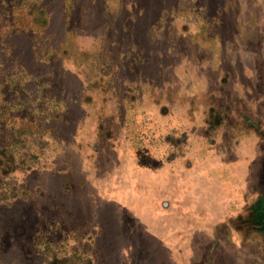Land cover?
I'll list each match as a JSON object with an SVG mask.
<instances>
[{
  "label": "rangeland",
  "instance_id": "rangeland-1",
  "mask_svg": "<svg viewBox=\"0 0 264 264\" xmlns=\"http://www.w3.org/2000/svg\"><path fill=\"white\" fill-rule=\"evenodd\" d=\"M173 1L176 12L164 17L173 27L151 40L145 33L124 37L120 25L131 22L119 13L120 0H110L107 10L101 0L81 2L82 35L70 48L72 58L87 57L71 63L69 81L77 84L80 75L94 101L107 96L100 88L110 79L106 88L121 87L115 109L118 98L132 90L120 68L124 52L134 48L147 58L153 46V63L143 70L163 77L164 85L153 86L143 105L163 119L156 129L162 135L144 149L125 145L121 133L105 148L99 141L85 143L86 149L64 147L68 161L77 160L81 168L21 175L23 182L43 187V196L37 209L22 201L10 217L0 210V264H47L55 253L73 255L71 264H264L260 236L241 231L239 237L236 229L237 218L264 194V0ZM55 2L49 44L59 43L66 26L61 1ZM150 2L155 1L149 0L148 10L162 11ZM126 3L124 11L138 14ZM224 3L234 18L229 27L214 30L209 17ZM105 21L112 29L102 37ZM222 34L233 36L223 43ZM14 43L27 44L24 36ZM23 52L30 70L48 68L32 61L28 48ZM99 57L111 60L103 75L97 73ZM77 109L82 115L83 108ZM98 116L75 124L88 141ZM115 138L118 158L110 149ZM88 149L91 159L81 162L80 151ZM111 154L115 160L109 161ZM45 237L49 251L36 246Z\"/></svg>",
  "mask_w": 264,
  "mask_h": 264
},
{
  "label": "trees",
  "instance_id": "trees-1",
  "mask_svg": "<svg viewBox=\"0 0 264 264\" xmlns=\"http://www.w3.org/2000/svg\"><path fill=\"white\" fill-rule=\"evenodd\" d=\"M60 1V6L66 15V26L59 43L49 44L52 38L48 36L46 29L52 23L54 13L51 8L57 6L55 0H0V210L7 211L9 217L14 214V208L18 202L25 201L37 209L43 196V187L32 186L26 179L23 182L21 175L42 174L49 169H53L54 172H63L66 171V167L73 171L78 166L81 168L82 163H78L77 160L68 161L69 156L64 147L75 148L84 144L86 149L85 143L99 141L97 145L105 148L114 135L121 133L125 145L129 143L130 148L136 146L137 149L141 147L144 149L151 148L152 142L162 135L160 132L156 134L158 133L156 129L163 119L157 117L155 110L147 109L148 106L143 105L144 96L152 91L153 86L163 88L164 85L163 77L157 80L155 76H150L143 70L144 66L147 67L153 63L150 61L153 55L151 53L155 54L154 47L149 46L148 55L151 57L147 58L142 56L141 50L137 51L134 48H128L130 50L124 52L126 58L124 63L120 64V68H123L122 74L128 83H131L132 90L131 94H124L122 98H118L115 109L113 99L118 97L117 93L121 87L106 88L107 84H111L110 79L100 88V92L107 93V96L94 101L89 100L92 87L87 85L80 75L76 77L79 76L77 84H72L68 79L71 63L76 66L79 60L83 63L87 57L84 55V59L72 58L71 55L75 53L72 54V48H70L75 37L82 35V27L78 26L77 21L83 13L81 9L83 0ZM94 1L89 0V5ZM101 1L104 4V10L109 9L110 0ZM120 1L119 13L125 12L123 16L129 18L131 23L130 27L129 24L120 25L119 30H125L124 37L128 39L140 37L141 33H145V39L151 40L164 27H173L164 19L166 14L176 12L178 4L173 0L161 3L158 2L159 0L150 2L160 5L161 12L148 10L149 0ZM125 2H129L132 8L137 7L138 14H130L127 8L124 11L122 6H125ZM178 2L185 3L184 0H178ZM16 9L20 10V13L16 14ZM211 16L210 24L213 23L217 27L214 30L222 26L229 27L231 18H234L233 13L230 12V6L226 3L216 9ZM105 22L107 23L103 28L102 37L112 29V27L108 29L110 23ZM137 23L140 24L139 28ZM233 28H236V24ZM23 36L27 42L25 47L24 44L14 43L15 38ZM232 36L233 34H222L221 40L224 43L226 40H231ZM145 39L140 38L138 41H145ZM27 48L32 61L35 60L39 65L46 63L48 68L41 72L30 70L21 56ZM95 63L99 67L97 73L103 75L104 69L110 66L111 60L99 57ZM142 71L145 73L143 78ZM138 82L144 85L138 86ZM77 108H83L82 115L78 114ZM97 108L101 110L100 114L97 113ZM88 115L90 117L99 115L97 119L93 117L94 126L89 141L87 139L90 137L87 136V138L83 131L75 128L80 118ZM72 127L73 133L67 134L66 130ZM122 128L125 129V133L120 131ZM117 143L118 138H115L114 145L110 146L115 157ZM91 152L92 150L90 152L81 150L78 159L81 162L91 159ZM112 154L108 158L109 161L115 160ZM66 178L67 183L71 184L72 174L69 173ZM246 212L244 216L241 215L236 220L238 236L241 237V231L257 234L264 248V194L254 200ZM41 218L46 216L42 214ZM40 230L45 233L44 229ZM37 239L36 246L40 250L44 248L49 251L47 244L50 243V238L45 237L42 242ZM44 243L47 246H44ZM52 256L53 259L48 260L49 264H71L73 258V255L59 258L56 253Z\"/></svg>",
  "mask_w": 264,
  "mask_h": 264
}]
</instances>
